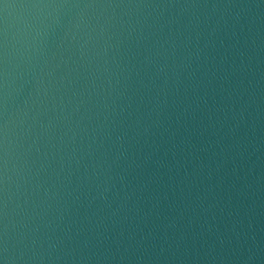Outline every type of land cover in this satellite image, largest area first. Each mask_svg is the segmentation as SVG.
<instances>
[{"label": "water", "instance_id": "95a60500", "mask_svg": "<svg viewBox=\"0 0 264 264\" xmlns=\"http://www.w3.org/2000/svg\"><path fill=\"white\" fill-rule=\"evenodd\" d=\"M0 264H264V0H0Z\"/></svg>", "mask_w": 264, "mask_h": 264}]
</instances>
